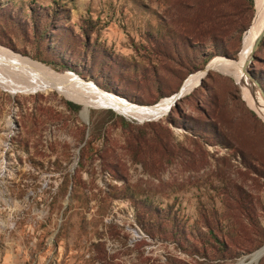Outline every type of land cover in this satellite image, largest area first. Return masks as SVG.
<instances>
[{
  "label": "rangeland",
  "instance_id": "rangeland-1",
  "mask_svg": "<svg viewBox=\"0 0 264 264\" xmlns=\"http://www.w3.org/2000/svg\"><path fill=\"white\" fill-rule=\"evenodd\" d=\"M254 15V0H0V48L153 107L214 59L236 62ZM208 20L225 56L204 66ZM248 72L264 87V37ZM236 80L253 101L247 75L211 70L149 121L0 82V264H264L249 259L264 245V119Z\"/></svg>",
  "mask_w": 264,
  "mask_h": 264
},
{
  "label": "bare ground",
  "instance_id": "bare-ground-1",
  "mask_svg": "<svg viewBox=\"0 0 264 264\" xmlns=\"http://www.w3.org/2000/svg\"><path fill=\"white\" fill-rule=\"evenodd\" d=\"M254 4L255 15L251 26L243 36L239 59L237 60L238 62L216 58L210 62L212 70L234 76L238 80L245 74V64L250 58L254 43L260 34L264 32V0H254ZM13 75L19 79L12 78L8 80V78ZM202 77V71L190 76L180 88L182 95H186L194 89ZM0 82L5 84L2 87L8 90L12 95L18 93L31 94L35 92H47L55 89L75 102L93 105L94 107H110L125 117H133L139 121L156 120L165 116L173 100V97L164 99L153 107L133 106L114 96L106 95L92 88L91 85L80 81L72 74H56L44 66L31 62L3 48H0ZM237 84L240 88L241 96L246 101L247 105L250 108L254 106L264 119V97L256 90L254 92L255 98L250 102L244 97L242 84L239 81H237ZM263 254L264 248L251 255L249 259L251 262L256 263ZM238 264H246V262L242 260Z\"/></svg>",
  "mask_w": 264,
  "mask_h": 264
},
{
  "label": "trees",
  "instance_id": "trees-1",
  "mask_svg": "<svg viewBox=\"0 0 264 264\" xmlns=\"http://www.w3.org/2000/svg\"><path fill=\"white\" fill-rule=\"evenodd\" d=\"M210 19V18H208ZM208 20L205 23V31L202 33V35L200 37H206L207 40H210V43L212 44V50L214 51V53L211 54H207V57L204 59V66L210 62L212 59H214L213 57L215 56H225V52L222 51L220 49V47L218 46V42H217V38H218V34H217V29L214 28V26L212 25L213 23H210ZM263 39V38H262ZM262 41V40H261ZM260 44V43H259ZM259 46V45H258ZM258 48V47H257ZM173 49L175 51H177L178 47L174 46ZM257 50V49H256ZM256 52V51H255ZM208 75V74H207ZM256 81V80H255ZM257 82V81H256ZM202 83V82H201ZM258 83V82H257ZM259 84V83H258ZM260 86V84H259ZM262 88V90L264 91V87L260 86ZM69 108H72L74 110L79 109L78 105H75L73 103H67ZM83 108V107H82ZM173 109V108H172ZM171 109V110H172ZM174 109H177L176 107ZM171 112V111H170ZM161 219V218H160ZM138 223L141 225L142 229L144 230V233L152 240L158 239L157 241H161V242H167L170 241V243L175 244V246L178 247H183V245H186L190 250H192L193 253H196L197 255H200V250L198 248L197 245H192L191 242H189L184 236H180L179 238L176 239L174 238V236L177 235V232H179L178 230H172V231H168L166 229V226L164 225L163 222H158V223H152V225H149L148 227L145 226V222H143V219H138ZM215 242L218 244L219 247H225V244L222 242L220 243V241H218V239L214 238ZM163 264H180L179 261H176L174 259H171V257H167L164 261Z\"/></svg>",
  "mask_w": 264,
  "mask_h": 264
},
{
  "label": "water",
  "instance_id": "water-1",
  "mask_svg": "<svg viewBox=\"0 0 264 264\" xmlns=\"http://www.w3.org/2000/svg\"><path fill=\"white\" fill-rule=\"evenodd\" d=\"M264 37V32H262V34H260V36L257 38V40L255 41V43H254V46H253V49H252V51H251V54H250V58L248 59V61L246 62V64H245V68H244V73L248 76V79H249V81L251 82V84H252V86H253V89H255V90H257L259 93H260V95L261 96H263L264 97V91L262 90V88L259 86V84L252 78V76L250 75V73L248 72V67H249V65L252 63V61H253V59H254V53H255V51H256V49H257V47H258V45H259V43L261 42V40H262V38ZM10 51V50H9ZM212 70V67L210 66V64L208 63L205 67H204V69L203 70H201L202 72H203V77L200 79V81L198 82V85L197 86H199V85H201V82L203 81V79H204V77L205 76H207V74L209 73V71H211ZM196 86V87H197ZM195 87V88H196ZM193 90V89H192ZM191 90V91H192ZM190 91V92H191ZM189 92V93H190ZM188 93V94H189ZM188 94H186V95H188ZM186 95H182V91H181V89H179L178 90V92H176L175 94H173V100H172V103H171V105H170V107H169V109H168V112L166 113V114H168L170 111H171V109L172 108H175L176 106H177V102L179 101V100H181L183 97H185ZM121 99V98H120ZM124 100V99H123ZM125 102H127L126 100H124ZM127 103H129V102H127ZM264 248V245L260 248V249H258L256 252H254L253 254H255V253H257V252H259V251H261L262 249ZM253 254H251V255H253ZM250 255V256H251ZM264 256V254L262 255V257ZM261 257V258H262Z\"/></svg>",
  "mask_w": 264,
  "mask_h": 264
}]
</instances>
